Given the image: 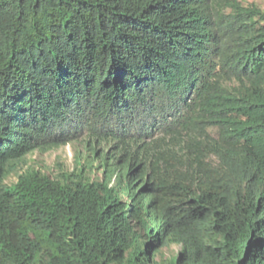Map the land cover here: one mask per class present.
I'll return each instance as SVG.
<instances>
[{"label":"trees","instance_id":"1","mask_svg":"<svg viewBox=\"0 0 264 264\" xmlns=\"http://www.w3.org/2000/svg\"><path fill=\"white\" fill-rule=\"evenodd\" d=\"M78 136L102 178L6 185ZM170 244L172 264H264V11L0 0V264H158Z\"/></svg>","mask_w":264,"mask_h":264},{"label":"rangeland","instance_id":"2","mask_svg":"<svg viewBox=\"0 0 264 264\" xmlns=\"http://www.w3.org/2000/svg\"><path fill=\"white\" fill-rule=\"evenodd\" d=\"M241 2L245 6L256 5L264 11V0H241ZM87 157L85 136H78L73 141L48 152H31L19 162L17 170L7 178L6 185L17 182L20 175L29 168L37 169L56 180H62L67 174H78L80 171H83L86 177L89 175L92 179L102 178V170H90L88 168ZM195 229L200 231L198 233L199 241H205V237L209 236L204 226L197 225ZM210 236L212 238L216 237L213 233ZM182 253V245L170 244L161 247L153 256V260L158 264H172V262L182 257Z\"/></svg>","mask_w":264,"mask_h":264},{"label":"clouds","instance_id":"3","mask_svg":"<svg viewBox=\"0 0 264 264\" xmlns=\"http://www.w3.org/2000/svg\"><path fill=\"white\" fill-rule=\"evenodd\" d=\"M51 151V150H50ZM48 152V151H47ZM88 158V157H87ZM178 245H181V244H178ZM156 262V261H155ZM157 263V262H156Z\"/></svg>","mask_w":264,"mask_h":264}]
</instances>
